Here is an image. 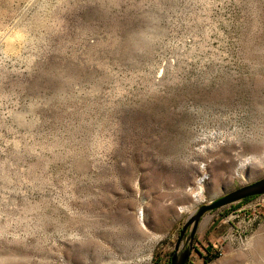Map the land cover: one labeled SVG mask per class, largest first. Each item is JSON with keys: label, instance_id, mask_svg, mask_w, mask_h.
I'll use <instances>...</instances> for the list:
<instances>
[{"label": "rangeland", "instance_id": "374dc122", "mask_svg": "<svg viewBox=\"0 0 264 264\" xmlns=\"http://www.w3.org/2000/svg\"><path fill=\"white\" fill-rule=\"evenodd\" d=\"M263 177L264 0H0V264H169ZM187 263L264 264V194Z\"/></svg>", "mask_w": 264, "mask_h": 264}, {"label": "water", "instance_id": "95a60500", "mask_svg": "<svg viewBox=\"0 0 264 264\" xmlns=\"http://www.w3.org/2000/svg\"><path fill=\"white\" fill-rule=\"evenodd\" d=\"M263 194L264 177L250 184L233 189L214 201L200 205L192 214L188 216L186 222L182 226L169 264H187L192 249V240L197 229L199 228L200 221L205 214L240 202L244 199L260 196ZM185 232L187 234L183 242H181Z\"/></svg>", "mask_w": 264, "mask_h": 264}, {"label": "bare ground", "instance_id": "6f19581e", "mask_svg": "<svg viewBox=\"0 0 264 264\" xmlns=\"http://www.w3.org/2000/svg\"><path fill=\"white\" fill-rule=\"evenodd\" d=\"M201 180V179H200ZM199 180V181H200ZM202 193V190L199 188L198 190H197V192L195 193V197H197V196H199L200 194ZM195 199V198H194ZM194 211H192L191 212V214L193 213Z\"/></svg>", "mask_w": 264, "mask_h": 264}, {"label": "trees", "instance_id": "16d2710c", "mask_svg": "<svg viewBox=\"0 0 264 264\" xmlns=\"http://www.w3.org/2000/svg\"><path fill=\"white\" fill-rule=\"evenodd\" d=\"M248 199H250V198L244 199V200H242V201H247ZM187 264H188V263H187Z\"/></svg>", "mask_w": 264, "mask_h": 264}, {"label": "flooded vegetation", "instance_id": "af4514ba", "mask_svg": "<svg viewBox=\"0 0 264 264\" xmlns=\"http://www.w3.org/2000/svg\"><path fill=\"white\" fill-rule=\"evenodd\" d=\"M252 198V197H251ZM218 199V198H217Z\"/></svg>", "mask_w": 264, "mask_h": 264}]
</instances>
